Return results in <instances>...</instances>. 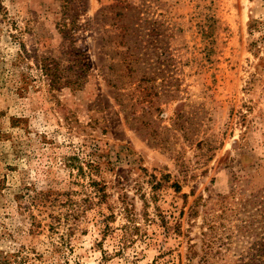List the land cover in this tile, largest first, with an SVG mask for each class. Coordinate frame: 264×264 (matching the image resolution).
Instances as JSON below:
<instances>
[{"label":"rangeland","instance_id":"obj_1","mask_svg":"<svg viewBox=\"0 0 264 264\" xmlns=\"http://www.w3.org/2000/svg\"><path fill=\"white\" fill-rule=\"evenodd\" d=\"M0 264H264V0H0Z\"/></svg>","mask_w":264,"mask_h":264}]
</instances>
